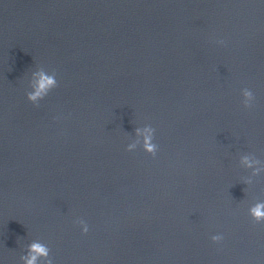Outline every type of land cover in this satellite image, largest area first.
Wrapping results in <instances>:
<instances>
[{
	"label": "water",
	"instance_id": "1",
	"mask_svg": "<svg viewBox=\"0 0 264 264\" xmlns=\"http://www.w3.org/2000/svg\"><path fill=\"white\" fill-rule=\"evenodd\" d=\"M245 154L264 167V0H0V264L33 241L53 264H264Z\"/></svg>",
	"mask_w": 264,
	"mask_h": 264
},
{
	"label": "clouds",
	"instance_id": "2",
	"mask_svg": "<svg viewBox=\"0 0 264 264\" xmlns=\"http://www.w3.org/2000/svg\"><path fill=\"white\" fill-rule=\"evenodd\" d=\"M219 43L222 44L223 41ZM33 76L38 77V79L35 80L34 84L30 85L31 91L27 93V100L33 105L38 106L39 101L43 100L51 90L58 86V84L55 72L49 74L44 70H40L39 72L33 73ZM242 97L244 108H251L255 100L254 93L250 89L244 88L242 90ZM136 131L137 135H140L141 130L137 128ZM143 131L145 133L143 136V150L148 155L155 157L157 152V145L153 143L155 129L147 125L144 127ZM135 147V144L128 145L127 151H132ZM240 163L246 169H252L251 178L244 181L246 184H252L253 177H258L261 173H264V167H254V165H260L261 161L251 155H243ZM248 214L256 224L264 223V201H258L251 206ZM77 223L82 226L83 232L86 234L88 232L87 224L83 220H78ZM211 239L213 243H219L223 237L222 235H213ZM50 251V248L46 244L40 241H33L28 245L27 254L22 255L20 260L22 264H41V262L42 264H53V260L50 258Z\"/></svg>",
	"mask_w": 264,
	"mask_h": 264
}]
</instances>
